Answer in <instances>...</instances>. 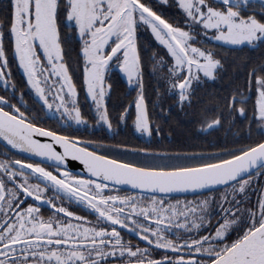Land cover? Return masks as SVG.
<instances>
[{
	"label": "snow or ice",
	"instance_id": "snow-or-ice-1",
	"mask_svg": "<svg viewBox=\"0 0 264 264\" xmlns=\"http://www.w3.org/2000/svg\"><path fill=\"white\" fill-rule=\"evenodd\" d=\"M162 3L179 19L151 0H8L0 8V264H264V58L238 65L215 94L219 110L204 109L198 121L206 131L239 121L250 143L129 150L67 131L73 123L87 128L90 113L114 135L116 120L161 136L173 106L195 115L200 90L224 79L225 58L209 41L264 48V0ZM149 30L154 48L140 39ZM13 64L24 81L13 79ZM114 70L135 92L114 106L115 116L108 106ZM24 89L34 92L37 112L64 127L42 126L24 107ZM116 149L144 159L113 155ZM69 157L81 172L69 169ZM73 202L88 215L72 210Z\"/></svg>",
	"mask_w": 264,
	"mask_h": 264
},
{
	"label": "trees",
	"instance_id": "trees-1",
	"mask_svg": "<svg viewBox=\"0 0 264 264\" xmlns=\"http://www.w3.org/2000/svg\"><path fill=\"white\" fill-rule=\"evenodd\" d=\"M8 3V0H0V8H3ZM161 12H163L166 18L172 20H178L179 14H175L170 10L161 8V5L156 6ZM140 39L145 44H150L153 48L158 46V42L155 41L154 37L150 34V30L147 33H142ZM209 43V42H208ZM209 47H214L217 54L225 58V72L224 79L217 80L215 83H209L200 90V96L203 99V103L198 104L195 115L192 110L189 109L188 113L180 111L175 106L172 107L171 114H165L162 118L163 133L162 137H154L146 141L145 146L158 147L161 150H168L170 152L176 150H185V151H210L208 148L209 143H219L221 145H227L228 147H238L241 144L250 143V141L244 136V133L240 131L239 121L236 124L229 126L225 123L223 128L219 130H201L199 127V119L201 118V113L204 109H208V114L211 115L213 111H218L219 109L215 108L217 104V99L215 94H223L224 89L229 83V79L232 78L237 72L241 71L238 68V65H241L244 62H259L261 58H264V48H257L255 50L246 47V46H229V45H219L215 42H210L207 44ZM72 59L70 63L75 64V53L71 54ZM150 67V66H149ZM13 70V79L17 82H22L26 78L22 70L18 69L15 64L12 66ZM118 70H114L110 75L113 76V87L111 90V96L108 101L109 110L112 112V115L115 116L119 111L118 106L121 103L126 104L130 99L135 96V92L132 91L128 85L124 82L121 76L116 75ZM146 82L155 84L156 80L154 77L146 76ZM1 90L4 94V86L1 85ZM25 90V89H24ZM151 91V89H149ZM11 89H9V93ZM25 92V91H24ZM20 95L19 91L17 92ZM207 93V94H205ZM80 100L84 106L85 111L88 107V102H85V94L83 90H80ZM171 101L167 100L165 102L166 106L170 104ZM32 108L35 110L39 108L36 102L32 103ZM43 112V111H41ZM116 121V120H114ZM44 126L43 124H41ZM67 131L72 132L74 135L78 132V129L68 128ZM246 131V128H245ZM94 137L87 136L85 139L96 138L103 139L102 134L96 135L95 132H90ZM106 136V135H104ZM253 138H256L255 128L253 129ZM239 140V143H234V141ZM143 146V147H145ZM196 146V147H193ZM115 151V150H114ZM116 152V151H115ZM21 155V154H20ZM23 156V155H22ZM126 159H141L143 157H124ZM151 162V161H145ZM264 179V178H262ZM127 192L126 190H122ZM255 198V197H253ZM83 215H88V212L81 213Z\"/></svg>",
	"mask_w": 264,
	"mask_h": 264
},
{
	"label": "flooded vegetation",
	"instance_id": "flooded-vegetation-1",
	"mask_svg": "<svg viewBox=\"0 0 264 264\" xmlns=\"http://www.w3.org/2000/svg\"><path fill=\"white\" fill-rule=\"evenodd\" d=\"M151 2L153 3V5L155 7L157 5H161V8H165L167 10H170L159 0H151ZM170 11H172V10H170ZM173 13L177 14L176 12H173ZM210 42H215L216 44L223 45V42L209 41V43ZM1 85H3V84L0 83V86ZM24 91H25V95L23 96L24 107H27L29 110H31V112L37 114L40 117L41 124H43L46 127L51 128L53 130L64 127L62 122H58L57 119L55 117H52V115L50 113H46L44 111L43 112H41V111L37 112L36 111L37 109L35 110L34 108H32V103L36 102L35 94L31 89H25ZM0 94H3L1 87H0ZM19 96L20 95H18V93H17V98H19ZM37 104L40 107L39 103H37ZM24 107H22V109H21L22 111L24 110ZM86 109L88 110V107H86ZM130 124H131V121H128V125H130ZM113 125L115 128H117L118 134L114 135V133L112 131L106 130L105 126H102L100 124H96L94 121L91 120V114L89 113V124H88L87 128H85V126H83V125L79 126L78 132L76 134H79L78 136H83L84 138H86L87 136L94 137L90 132H95L96 135L102 134L103 137H105L103 139L96 138V140H93V139H87V140H93V141H97V142L102 141L105 145H111V146H118L121 144H127L129 146V150L142 148L143 146H145L146 141L148 139L149 140L152 139V138H148L146 136H142L140 133L136 132L133 128L126 126L123 122H121V123H119V125H117V121L113 120ZM71 128L77 129V126L73 123L71 125ZM104 135H106V136H104ZM156 137H162V136H156ZM3 146L4 145L0 141V148H3ZM115 151H113V155H119V156L130 157V158L134 157V156L125 155V153L119 149H116ZM13 152L16 154V156H18L20 158H27L25 156L20 155L19 153L15 152V151H13ZM121 189L129 191L127 189H123V188H121ZM173 198H181L182 199L183 196H173ZM187 198L192 199L193 197L191 195H189V196H187ZM65 203H66V205L68 204L67 201H65ZM70 207L72 208V210L77 211L80 214L83 212H87V210L81 209L74 202L70 205ZM42 210L44 211L45 215L48 214L47 205H43ZM81 215H83V214H81ZM90 219H94V217L90 216ZM123 233H124L126 239L131 238L133 240V242H136V240L138 239L134 234L129 233L128 230H126V229L123 230Z\"/></svg>",
	"mask_w": 264,
	"mask_h": 264
},
{
	"label": "water",
	"instance_id": "water-1",
	"mask_svg": "<svg viewBox=\"0 0 264 264\" xmlns=\"http://www.w3.org/2000/svg\"><path fill=\"white\" fill-rule=\"evenodd\" d=\"M36 138H38V139H42V140H47V139H48L47 137H40L39 135H37ZM0 141L4 144V142H3L2 140H0ZM57 149H58V150H61V149L59 148V146H57ZM13 151H15V152H17V153H19V154H21V155L27 157V158L34 159V160H36V161H40V159H41V158H39V157L32 156V155H30V154H28V153H21V152H19V151H17V150H13ZM68 159H69V161H70L68 167H69V169H70L71 171H73L74 173H79V172L82 171L83 166H82V163H81L80 161L73 160L71 157H69ZM120 188H123V189H127V190H129V187H128V186H125V185L120 186ZM189 195H190V194H189ZM189 195H188V196H189ZM173 196H176V194H173Z\"/></svg>",
	"mask_w": 264,
	"mask_h": 264
},
{
	"label": "rangeland",
	"instance_id": "rangeland-1",
	"mask_svg": "<svg viewBox=\"0 0 264 264\" xmlns=\"http://www.w3.org/2000/svg\"><path fill=\"white\" fill-rule=\"evenodd\" d=\"M162 2V0H159ZM170 4H171V0H170ZM165 5V4H164ZM167 8H169L170 10H172L173 12H176L179 14L178 10L174 7V6H170V5H165ZM208 46V45H206ZM51 114V113H50Z\"/></svg>",
	"mask_w": 264,
	"mask_h": 264
}]
</instances>
